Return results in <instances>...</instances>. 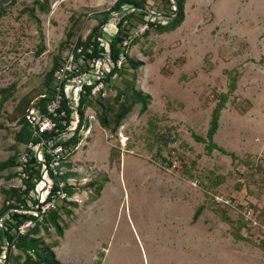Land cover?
<instances>
[{
    "label": "rangeland",
    "instance_id": "374dc122",
    "mask_svg": "<svg viewBox=\"0 0 264 264\" xmlns=\"http://www.w3.org/2000/svg\"><path fill=\"white\" fill-rule=\"evenodd\" d=\"M36 1H47L48 10L43 12ZM8 2L0 6L5 8L0 11V89L15 83L16 90L0 108V161L15 153L20 125L10 117L20 101L45 88L46 75L59 62L66 41L86 37L95 27L87 6L65 7L57 0ZM191 3L181 27L151 33L132 48L133 59L145 62L136 78L126 66L113 79L112 86L125 89L122 97L132 93L133 83L149 94L148 110L141 113L138 103L115 134L95 123L93 134L76 150L78 155L93 144L104 160L111 147H119L120 137H128L121 156L100 170L89 157L82 158L86 170L76 176V187H90L74 195L77 207L61 222L63 234L77 222L78 240L65 245L52 226L38 234L45 243L59 241L54 250L64 263L264 264V249L237 241L235 227L211 208L217 203L213 195L219 194L264 211V0ZM31 7L35 18L26 10ZM40 47L44 50L38 54ZM223 93L229 97L213 140L232 155L218 149L209 153L194 136H207ZM107 94L115 96L117 90L112 87ZM164 158L175 162L166 167ZM69 160L76 173L73 166L80 161ZM7 171L0 173V209L3 190L19 184L4 177ZM96 178L102 190L91 184ZM196 180L197 186L191 184ZM217 181V186L211 184ZM101 193L103 199L93 205ZM201 204L207 208L194 222Z\"/></svg>",
    "mask_w": 264,
    "mask_h": 264
},
{
    "label": "trees",
    "instance_id": "16d2710c",
    "mask_svg": "<svg viewBox=\"0 0 264 264\" xmlns=\"http://www.w3.org/2000/svg\"><path fill=\"white\" fill-rule=\"evenodd\" d=\"M4 1H9L8 5H14L17 0H0V6ZM154 3H151V0H117L109 9L103 12L104 19L101 20L93 30L84 37H79V44H89L96 43L101 45L103 39L106 37L105 32L101 30L103 23H105L108 18L113 15H118L120 18L117 23V32L111 36L110 44L113 58L116 59L121 51H124L126 54V62L124 67L121 70L115 69L105 78L106 81L109 80L117 73L118 75L125 73L124 70L126 66L131 67L132 76L137 77L136 71L145 64L144 61L135 60L132 57L131 51L132 48L138 44L142 37H146L151 33L162 34L165 32L174 31L179 28L186 17L185 4L187 0H153ZM41 7L43 12L48 10V2L45 1L41 3L36 1ZM173 5L175 8H173ZM2 8V7H1ZM1 14L5 11V8L1 9ZM30 16L35 18V7L26 9ZM157 10V11H156ZM125 11V14L121 17V14ZM159 14V15H158ZM149 16L147 22L149 23V29L139 37H132L131 31L137 24L146 21V17ZM127 40L128 44L123 46L124 41ZM69 44V41L63 44V47H66ZM44 47H40L38 54L43 52ZM58 65V62L55 61L51 70L47 73L45 79V88L38 93V95L24 97L18 106L16 107L13 115L10 117L12 121L17 120V123L20 125V129L16 132V145H12V149L15 150V153L6 160L0 161V173L5 170H8V173H5V178L8 180L15 179L19 177V173L16 171V166L18 165V155L20 153L19 146L28 143L32 140V133L29 129L28 122V112L31 106L36 103L37 108L42 111H45L46 105L50 100V95L52 92V82L53 74ZM236 86L235 80L230 85V90L234 89ZM112 87L117 90V94L112 96L110 94L101 95L99 98L88 101L86 94L82 96L80 105L78 107L81 114V124L74 132V134L69 137L66 141H63V145L66 148V160L70 159L73 155L76 154V150L71 149L80 141V127L86 123L85 114L89 107H93L96 110L99 123L103 129L111 134L118 132L120 126L123 124V121L129 116L133 111L134 107L140 103L141 104V113H144L148 110V105L151 100L149 94H144L142 91L135 89L134 83L131 85L133 91L131 94H127L124 97L125 89H122L119 85L115 84L114 86H108L107 90H110ZM89 88V87H87ZM16 90V84L13 83L10 86L0 89V108L14 95ZM46 91V93H45ZM48 95V96H47ZM228 93H223L220 95L218 102L216 103L211 119L210 126L207 131V136L203 137L200 135H194L195 139L198 142L204 143L208 152H212L215 149L219 151L232 155V153L226 152L222 147L217 145L213 138L219 128V118L222 110L225 108V105L228 101ZM63 109L66 110V116L55 117V120L59 122L61 118L67 120V124L63 125L59 122V128H66L69 124L71 108L68 104V99L63 102ZM117 145L111 147L110 161L111 164L114 162L116 157L121 156L122 149H119ZM127 148V147H126ZM31 150H28L30 153ZM33 161H30L33 163ZM171 159H165L166 167L172 165L175 161H170ZM65 165L70 168L71 163L66 162ZM30 168V167H29ZM29 175L23 179V182L27 185L25 191L21 190V187L17 185L10 184V186L3 191L5 194V201L0 209V242L4 245V248H0V256L6 254V257L0 262V264H66L58 259L56 252L54 250L55 246L59 245V241L53 243H45L43 238L38 234L41 230L49 232L50 226L54 227L56 232L62 236L64 233V225L61 223L64 216H71L72 211L71 207H77L76 201L65 200L59 205L57 209H52L47 212H36L35 207L38 204V199L33 201V206H30L27 201V196L32 189L36 188V183L33 182V177H40V169L35 165L31 166V171L27 169ZM78 176L77 173L69 171L60 176V179H68L69 177ZM104 182L109 181L107 176H104ZM91 184L96 183L97 190H102L103 185L98 187V179H93ZM219 183H211L216 185ZM76 187L72 185H67L66 190L69 196H72L76 192ZM99 194V193H98ZM97 194V195H98ZM15 200V202H13ZM218 203V202H217ZM213 204L211 206L212 211L216 213L221 220L225 223L235 227L234 238L238 241L245 240L264 249V238L256 239V232L249 231L245 234L242 229L248 227L247 223L243 220L241 215L237 212L236 217H231V207L224 206L221 203ZM207 208L204 204H201L195 211L193 215V221H197L202 212ZM34 209V210H33ZM235 211V210H234ZM264 217V211H262ZM42 216V219L40 218ZM27 220H33L35 222L34 227L27 228L25 233L19 232V227ZM19 250L21 253H14L13 249ZM23 258V259H22Z\"/></svg>",
    "mask_w": 264,
    "mask_h": 264
},
{
    "label": "built area",
    "instance_id": "2783aa9c",
    "mask_svg": "<svg viewBox=\"0 0 264 264\" xmlns=\"http://www.w3.org/2000/svg\"><path fill=\"white\" fill-rule=\"evenodd\" d=\"M175 1L173 0V2ZM151 3L153 4L154 1L151 0ZM173 8H175L174 5ZM124 14L125 11L121 14V17ZM148 19L149 16L146 17V21L137 24L132 29L131 36L133 38L143 35L149 29ZM117 30L118 28L116 26L114 34ZM109 38L105 37L101 45L93 42L83 45L78 43L79 37L71 39L65 47L54 71L52 92L49 94L50 100L46 105V110L42 111L37 108L36 103L29 109L28 122L29 129L32 133V140L23 144L18 155L16 171L19 173V177L15 179L19 180L17 186L25 191L27 185L23 182V179L29 175L27 169L31 171V166L33 165L40 169L41 176H34L32 179L36 183V188L32 189L29 192V196H27V201L30 206H33V201L38 199V204L34 208L36 212L44 213L52 209H57L65 200H71L66 186H77L78 184L79 179L76 177L60 179L61 175L69 172L65 163L70 161L69 159L66 160V148L62 142L71 137L81 124V114L78 107L82 96L86 94V99L90 102L99 98L101 95H105L108 89L107 87L113 85V79L118 74L116 73L109 82L105 78L112 70H121L124 67L127 60L125 52L121 51L118 57L114 59ZM127 44L128 41L125 40L123 46ZM67 99L71 108L69 124L66 128H59V122L66 125L67 120L61 118L58 122L55 120V117H64L67 115L66 110L63 109V102ZM85 121L86 123L80 127V141L74 147L72 146L71 149L77 150L81 147L83 141L87 140L93 134L95 123L100 125L96 110L93 107L87 109ZM125 140L126 138L120 139V149L122 150L126 149ZM28 150H31V152L28 153ZM33 158L35 160L31 163L30 161H33ZM191 184L197 186L198 182L197 180L192 181ZM213 196L216 202L224 206L232 207L237 211L248 224L246 228L248 230L250 228L251 231L256 232V238H264V217L260 208L250 203L239 206L232 198H224L219 194H214ZM40 218L42 219V216ZM0 225L2 224L0 223ZM34 226L35 222L33 220H27L20 225L19 232L25 233L27 228ZM0 248H4L1 242ZM5 257L6 254L0 256V262Z\"/></svg>",
    "mask_w": 264,
    "mask_h": 264
},
{
    "label": "crops",
    "instance_id": "0c3cea01",
    "mask_svg": "<svg viewBox=\"0 0 264 264\" xmlns=\"http://www.w3.org/2000/svg\"><path fill=\"white\" fill-rule=\"evenodd\" d=\"M57 1H58V3H61L65 7L82 5V6H87L89 8H92V10H90L89 13H88V17H91V19H90V21L92 22L91 25L92 26H96L101 20L104 19L103 12L105 10L109 9L117 0H57ZM192 3L196 4V2H194V1H192ZM192 3H191V0H187L186 1V4H185L186 17H187V14L189 12V10H188V8H190L189 5L192 4ZM93 17H95V18H93ZM186 17H185V19H186ZM118 18H119V16L113 15L112 17L108 18V20L105 23H103L101 30H103L105 32V36L106 37H111L114 34V31L116 29V21H117ZM98 149H99V147H96L93 144H90L89 148H87L83 153H80L78 155L76 154V156L75 155L73 156V157L76 158V160L80 161V163H77V161H75V165L73 166L74 170L76 169L75 172L77 174H81L82 175L83 174L82 171L86 170L84 168V166H86V164H84V162H82V158H84L85 156L90 158L89 161L90 160L93 161V164H95L94 167L98 168V170L102 169L106 162H110L111 163V161H110L111 150H109V154L107 155V157L104 160H100L98 158L99 155L97 153ZM121 164H122V162H121ZM89 167L94 168L92 165H89ZM87 173H88V171H87ZM76 178L80 179L78 177H76ZM88 187H90V186H87V187L86 186L76 187L75 188L76 189L75 194H79V193H82L83 191H86V189ZM102 199H103V196H102V193H101L99 196H97V198H94L91 203H93V205L97 204V202L101 201ZM77 210H78V208H77ZM88 212H90V208H89V210H87V208H86V213L85 214H88ZM75 217H78V216H75ZM68 227H69V229H68ZM68 227H67L68 230L67 231L65 230L66 233L63 234L64 237H63L62 243H64V244L68 243L67 241L69 239H71L73 241H76L80 237V234L77 233L78 232L77 230H79V226L77 225V222L72 223L71 226L69 225ZM56 255H57L58 259L61 258V256H59L57 253H56ZM62 262H64V261H62Z\"/></svg>",
    "mask_w": 264,
    "mask_h": 264
},
{
    "label": "clouds",
    "instance_id": "9594fccd",
    "mask_svg": "<svg viewBox=\"0 0 264 264\" xmlns=\"http://www.w3.org/2000/svg\"><path fill=\"white\" fill-rule=\"evenodd\" d=\"M100 126H101V125H100ZM122 126H123V125H122ZM120 134H121V132H120ZM89 138H90V137H89ZM89 138H88V139H89ZM121 138H123V139L126 138L125 141H126V146H127V140H128V137L125 135V138H124V137H120V139H121ZM88 139H87V140H88ZM73 156H74V155H73ZM73 156H72V157H73ZM69 162H70V161H69ZM68 169H69V168H68ZM69 171H70V170H69ZM72 177H74V176H72ZM96 179H97V178H96ZM91 181H92V180H91ZM82 186H84V185H82ZM74 187H76V186H74ZM73 197H74V195L71 196V200H69V201H73V200H74ZM76 202H77V201H76Z\"/></svg>",
    "mask_w": 264,
    "mask_h": 264
}]
</instances>
